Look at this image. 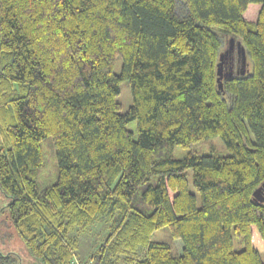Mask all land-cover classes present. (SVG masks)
<instances>
[{
	"label": "trees",
	"instance_id": "1",
	"mask_svg": "<svg viewBox=\"0 0 264 264\" xmlns=\"http://www.w3.org/2000/svg\"><path fill=\"white\" fill-rule=\"evenodd\" d=\"M230 37L250 69L219 88ZM215 136L229 154L167 152ZM45 138L57 176L40 188ZM263 181L264 0H0V191L41 264H85L71 232L99 217L107 234L88 264H264ZM162 226L180 255L151 240Z\"/></svg>",
	"mask_w": 264,
	"mask_h": 264
},
{
	"label": "rangeland",
	"instance_id": "2",
	"mask_svg": "<svg viewBox=\"0 0 264 264\" xmlns=\"http://www.w3.org/2000/svg\"><path fill=\"white\" fill-rule=\"evenodd\" d=\"M186 0H177L178 7L185 6ZM121 59L116 60L114 71L120 72ZM247 69H250V63L247 59ZM225 71V70H224ZM116 99L121 103V112H125L132 104V94L129 85L126 82L120 83V92ZM127 128L137 136V128L134 122L128 124ZM41 148L44 156V166L39 170L37 175V183L40 188L46 187L56 180L57 161L55 156V148L48 138L41 141ZM167 152L174 158H181L188 153L206 154L219 153L222 155L229 154L230 151L218 136L204 139L200 142L191 144L188 147L170 146ZM189 190L195 194L197 205H200V195L195 189L192 181V171H186ZM9 198L0 191V251L13 252L17 257V264H41L38 259L34 258L26 249L20 240L9 218L7 203ZM107 234V220L104 217L97 218L93 224L83 230L73 229L71 235L76 238L77 248L75 257L79 262L88 264L90 255L95 251L97 246L103 241ZM151 240L167 243L171 246L175 254L182 253L183 243L180 239H173L168 226H162L153 231ZM243 248L242 239L233 235V249L239 251ZM144 248H139V255L142 256ZM260 257L264 263V250L260 251Z\"/></svg>",
	"mask_w": 264,
	"mask_h": 264
},
{
	"label": "water",
	"instance_id": "3",
	"mask_svg": "<svg viewBox=\"0 0 264 264\" xmlns=\"http://www.w3.org/2000/svg\"><path fill=\"white\" fill-rule=\"evenodd\" d=\"M236 49L237 54L239 55V61H240V69L236 70L235 73H233L232 69L230 68L226 72H224V65L228 57H230L233 50ZM247 65V54L245 51L244 46L241 44L239 40H235L233 37H230L228 39V46L227 48L222 51L219 55V61L217 63V84L218 87L221 88V82L222 78L224 77H230L233 74L236 75H244L249 72V69L246 68ZM253 197L255 200L259 202H264V181L260 186H258L253 191Z\"/></svg>",
	"mask_w": 264,
	"mask_h": 264
},
{
	"label": "flooded vegetation",
	"instance_id": "4",
	"mask_svg": "<svg viewBox=\"0 0 264 264\" xmlns=\"http://www.w3.org/2000/svg\"><path fill=\"white\" fill-rule=\"evenodd\" d=\"M224 67L225 70H229L231 68L233 73L240 69L239 55L237 54L236 49H234L230 57L227 58Z\"/></svg>",
	"mask_w": 264,
	"mask_h": 264
}]
</instances>
